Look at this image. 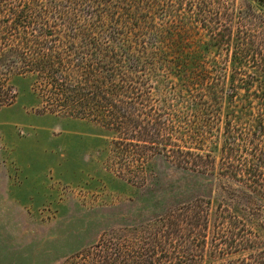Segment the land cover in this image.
I'll return each mask as SVG.
<instances>
[{"label":"trees","instance_id":"obj_1","mask_svg":"<svg viewBox=\"0 0 264 264\" xmlns=\"http://www.w3.org/2000/svg\"><path fill=\"white\" fill-rule=\"evenodd\" d=\"M204 1L0 0V107L16 99L11 79L26 77L42 111L110 133V168L127 182L146 183L156 158L214 176L216 264H264V224L249 221L264 216V91L243 119L227 111L237 86L214 41L222 30L209 51L192 35L209 22ZM211 210L200 197L178 205L78 264H205Z\"/></svg>","mask_w":264,"mask_h":264},{"label":"rangeland","instance_id":"obj_2","mask_svg":"<svg viewBox=\"0 0 264 264\" xmlns=\"http://www.w3.org/2000/svg\"><path fill=\"white\" fill-rule=\"evenodd\" d=\"M201 7L209 22L192 35L206 39L209 51L214 28H221L222 41H214L221 43L226 85L237 86L227 111L243 119V106L260 104L264 91V5L205 0ZM11 84L16 99L0 107V264H78L100 241L133 232L199 197L212 206L204 263L222 260L210 253L214 211L223 196L214 176L156 158L146 183L131 184L110 168L107 130L84 118L42 111L26 77H13ZM249 221L264 224V216Z\"/></svg>","mask_w":264,"mask_h":264}]
</instances>
